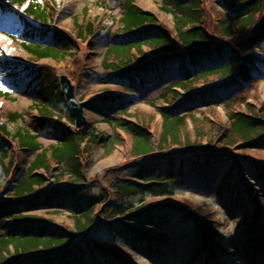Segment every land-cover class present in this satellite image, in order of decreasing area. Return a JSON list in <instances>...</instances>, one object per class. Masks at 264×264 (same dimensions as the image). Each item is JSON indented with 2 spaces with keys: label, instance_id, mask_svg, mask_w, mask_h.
<instances>
[{
  "label": "trees",
  "instance_id": "1",
  "mask_svg": "<svg viewBox=\"0 0 264 264\" xmlns=\"http://www.w3.org/2000/svg\"><path fill=\"white\" fill-rule=\"evenodd\" d=\"M4 1L0 2L2 15L14 19L7 9L22 10L18 38L29 59L57 61L69 53L57 47L63 34L49 33L53 20L50 2ZM161 2L165 10L174 12L172 31L137 7L134 0H125L120 31L112 33L100 56L95 81L101 86L89 96L86 109L109 125L107 136L91 121L82 128L69 129L73 117L55 88L57 78L49 79L48 72L34 71V66L29 68L0 53V81L11 88L0 87V100L13 101V94L33 88L26 95L35 112L28 118L29 129L19 127L9 133L6 123L22 116L0 110V264H126L116 251L125 252L129 259L130 252L137 251L156 264L161 262L156 249L191 263L185 246H195L203 240L204 232L182 209L162 201L185 203L212 221L203 207L176 198L174 187L183 186L189 192L223 201L231 217L254 206L239 176L248 177L260 193L252 215L236 217L234 222L241 230L248 229L256 244L254 253L264 256V109L258 110L256 100H248L244 94L248 83L264 79V0H217L224 14L209 10L214 30L201 18L205 2L177 0L176 8L166 6L173 0ZM73 19L75 38L94 36L91 22ZM34 23L39 25L38 31L33 30ZM8 34L16 39L14 33ZM252 49H257L256 53H250ZM29 59L28 63L33 62ZM32 72L35 77L27 83ZM41 72L44 78H40ZM47 88L56 97H50ZM157 89L158 97L148 99L163 101V105H153L161 116L160 124H155L154 115L140 116L129 107ZM218 104L227 119L226 134L221 133ZM41 134L54 143L42 146ZM124 140L129 143L130 160L122 166L129 167L130 178L142 183L114 179L110 186L115 198L101 184L97 192L89 194L82 172L84 151L98 145L103 155H109ZM13 143L25 147L22 154L25 158L30 155L26 162L16 153L12 164L8 155H12ZM53 165L59 169L55 171ZM48 175L57 187L43 195ZM65 176L68 179L62 180ZM138 192L151 196L139 205L123 199ZM62 211L67 212L71 227L55 224L46 215ZM171 217L190 226V232L173 231L170 227L176 219L171 221ZM130 223L140 229L148 226L155 235L141 234ZM206 226L209 241L223 245L216 237V227ZM193 229L198 238L191 233ZM101 231L118 238L121 247L101 238ZM238 241L236 249L246 254L243 236ZM211 255L220 256L218 251ZM211 255L208 262H212ZM199 260L193 262L201 264Z\"/></svg>",
  "mask_w": 264,
  "mask_h": 264
},
{
  "label": "rangeland",
  "instance_id": "2",
  "mask_svg": "<svg viewBox=\"0 0 264 264\" xmlns=\"http://www.w3.org/2000/svg\"><path fill=\"white\" fill-rule=\"evenodd\" d=\"M44 3H51L52 5V11H53V20H51L50 23V31L49 33H61L63 34V41L59 44H57V47L64 48L65 51L69 52L66 53L62 60L54 61L50 58L47 59H41L40 61H35L33 59H29L25 52L23 51L22 46L20 45L19 41V29L23 27V24L21 23L20 19L22 16V10L17 9L15 7H11L8 10L10 12V15L14 16V19L2 15L0 12V53L7 59H16L17 61H21L25 64L30 65V67L34 66V71L36 69L45 71L49 73V79H53V77L57 78L60 73H65L68 78L70 79L71 83L74 86V91L76 96L79 98L83 96L85 100L89 98L94 92L99 90V87L101 85H98L96 83V76L98 75L100 68H99V59L103 52V50L106 48L107 44L111 40V35L113 32L120 31L119 27V18L122 16V2L123 5L125 4V0H42ZM177 0H173L172 5L166 4L169 7L176 8ZM203 5V12L201 18L203 19V22L206 26L209 28L213 27V30L216 28L214 24V19L209 13V10L212 12H215L217 14H224V11L218 8L217 0H196ZM1 4L5 3L4 0H0ZM135 4L143 11H146L147 13H150L157 21L158 24L164 25V27L167 28L168 31H172L173 24L175 21L174 12L172 13L170 10H165L163 7V4L161 0H134ZM184 4H188V2H184ZM209 5H211V9L209 8ZM167 6V7H168ZM179 13L178 11H175ZM74 17H78V21L80 23H86L91 22L95 28V34L93 37H87L85 36L83 39L79 40L75 38L74 34L72 33L74 31ZM35 28L39 27L37 23L33 24ZM16 31V32H15ZM38 31V30H35ZM8 32L14 33L16 39H11ZM51 46H54L53 44ZM91 48V49H90ZM89 50L92 51V53H89ZM252 53H256L257 49H252ZM32 60L28 63L26 60ZM34 75L27 81V83L31 82L32 78L35 77V72H32ZM44 72H41L40 78H44ZM46 78V76H45ZM47 79V78H46ZM26 85V84H25ZM0 87L2 90H9V86L3 85L0 81ZM51 87V85H50ZM49 87V88H50ZM47 88L46 91H48L50 97H56L54 96L50 89ZM56 89H59V84L57 83ZM201 88V87H200ZM200 88L196 90H200ZM33 88H29L27 92L24 93H15L12 95L14 98L13 101H3L0 100V110L9 112H16L20 113L22 118H17L13 122L6 123V129L9 131V133H13L17 128H28V118L33 116L35 114L34 110L31 109V98L26 95V93H31V90ZM160 89L155 90L152 92V94H149L150 96H147L145 99H136L134 104L130 105V109L133 112L138 113L140 116H148V115H154L155 116V124H160L161 117L156 111V109L153 108V105H163V101L161 99H155L150 100L148 97L157 96V92ZM10 91V90H9ZM245 98L248 100H256L257 102V109L263 110L264 109V79H257V81L250 82L245 86L244 90ZM226 95H234V93H226ZM257 97V99L254 98ZM158 97V96H157ZM183 97V96H182ZM152 101L153 103H151ZM202 112L204 111V107L201 106ZM217 109L220 113V119H221V133L226 134L227 132V119L224 116L221 106L218 104ZM199 116V114H196ZM86 116L88 121H91L96 128L103 133V136H107L111 133L109 126L107 123L103 122L99 119L98 116L91 114L90 112L86 111ZM132 120V118H131ZM154 124V125H155ZM153 125V126H154ZM120 132V131H119ZM121 133V132H120ZM123 136V135H122ZM155 139V138H154ZM39 142L42 146H46L49 143H54L52 138L47 135L41 134L39 136ZM154 142V140H153ZM12 148L11 156L8 155V158L11 160L12 164H14V157L15 154L18 153L20 158H23L24 155L22 154V148L20 146H16L15 143L10 145ZM129 143L127 141H123L121 145H118L112 153L109 155H103V150L101 146L95 145L92 148H88L87 151H84V154L82 155L83 158V168L82 172L84 175V178L86 180V184L88 185L87 192L89 194H92L94 192L98 191L99 184L102 186L108 188L111 196H114V192L112 191V188L110 186L111 183H113L114 179H119L122 181L123 179H128L131 174L127 171H129L128 166H122V164L125 163V161L130 160L129 155ZM30 155L27 157L29 158ZM27 157L24 159V161H27ZM24 163L23 165H25ZM22 165V166H23ZM53 169L56 171L59 169L56 165H53ZM48 175V180L46 182V187L51 186L52 184V178ZM221 177V176H220ZM241 180H243L244 184L250 191L251 196V202L254 204V206H249L246 210H243L241 212H236L233 216H227V213L225 211V206L223 204V201L220 202L215 197L203 193H196V192H189L183 188V186H177L174 187V193L176 194V198H179L181 200H184L186 202H189L191 205L194 206H200L205 209V212H209L210 217H212V221L206 224H210L211 226L216 227L217 233H219L216 237L218 240H220L223 245L213 244L208 241L206 238L208 236L207 233H205V241H204V247H200L202 249V252L200 253L205 255V261H209L208 254L209 255L214 251L219 252V259H216L217 261H210L209 264H255L259 263L262 264L264 261V256L262 255H256L254 253L256 249V244H254V240H252L248 229L241 230L240 227H238L234 219L237 217L239 219H246L245 217L251 216L253 213L252 207H255L258 197H259V191L258 188L249 180L246 176H239ZM67 176L63 177L62 180H67ZM132 181H136L137 183H141L139 180L131 178ZM9 181H12V178L9 179ZM48 183V184H47ZM151 194L149 192L145 193H136L134 195H127L124 200L128 201L129 203H132L134 205H139L143 201H146L149 199ZM164 203H168L169 206H174V203H169L167 200H165ZM241 207H238V210ZM196 212V211H195ZM193 213V218L195 220L201 219L200 224H204L203 221L206 220L205 217L203 218L202 213ZM38 214V212H36ZM48 215L52 221L55 224L58 225H65L67 227H71V221L68 219V214L66 211L59 212L58 214H46ZM256 217H252V224H254V221ZM174 223L171 225V229L175 232L180 233H189L190 232V226H184L178 222V217H171V221L175 220ZM203 219V221H202ZM256 222V221H255ZM243 223V222H242ZM131 226H135L134 224H131ZM146 230V229H145ZM144 232V230H143ZM149 233V232H148ZM196 234V233H195ZM98 235L101 238H104L106 240L110 239L109 241L117 244L118 247L121 246V241L118 238H113L112 235L107 234L103 231L98 232ZM148 236L152 235V232L147 234ZM243 236L244 241L246 242V249H247V257L244 258L239 252L238 249H236V244L239 243L238 238ZM196 238V237H195ZM198 238V236H197ZM116 241V242H115ZM199 241V240H198ZM123 245V244H122ZM219 247V248H218ZM187 250L193 248L191 244H187L185 246ZM178 251V250H177ZM159 253H161V262L156 264H187V259L182 258H176L169 253H165L164 251L159 250ZM178 255H180L179 252H177ZM198 253V252H197ZM122 260L128 259L130 261L129 264H151L149 260L146 259V255H143L140 252H130V259L122 257ZM192 257V255L187 254L186 258ZM247 259V260H245ZM204 261V260H203ZM201 262V261H199ZM155 264V263H153ZM191 264H197V263H191Z\"/></svg>",
  "mask_w": 264,
  "mask_h": 264
},
{
  "label": "water",
  "instance_id": "3",
  "mask_svg": "<svg viewBox=\"0 0 264 264\" xmlns=\"http://www.w3.org/2000/svg\"><path fill=\"white\" fill-rule=\"evenodd\" d=\"M59 82L61 93L64 94L68 108L74 117V127H80L84 125L86 122L84 108L87 104V101H78L74 93V86L71 84L70 80L65 74L59 75Z\"/></svg>",
  "mask_w": 264,
  "mask_h": 264
}]
</instances>
